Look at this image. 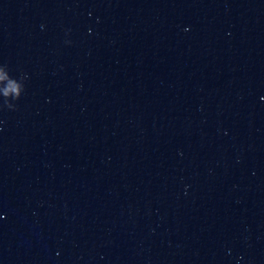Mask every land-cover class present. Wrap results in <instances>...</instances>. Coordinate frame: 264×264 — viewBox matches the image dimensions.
I'll return each mask as SVG.
<instances>
[{"label": "water", "instance_id": "obj_1", "mask_svg": "<svg viewBox=\"0 0 264 264\" xmlns=\"http://www.w3.org/2000/svg\"><path fill=\"white\" fill-rule=\"evenodd\" d=\"M0 67V264H264V0H0Z\"/></svg>", "mask_w": 264, "mask_h": 264}, {"label": "clouds", "instance_id": "obj_2", "mask_svg": "<svg viewBox=\"0 0 264 264\" xmlns=\"http://www.w3.org/2000/svg\"><path fill=\"white\" fill-rule=\"evenodd\" d=\"M187 27V26H186ZM67 42H71L70 40L69 41H67ZM3 71H4V69H3V67H0V73H3ZM5 215V213H3V212H0V217H2V216H4Z\"/></svg>", "mask_w": 264, "mask_h": 264}]
</instances>
